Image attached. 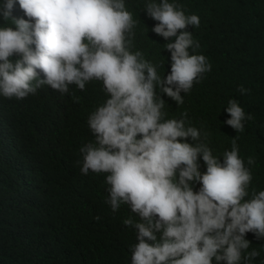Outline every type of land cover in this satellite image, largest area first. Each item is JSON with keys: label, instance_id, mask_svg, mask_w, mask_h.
<instances>
[{"label": "clouds", "instance_id": "clouds-1", "mask_svg": "<svg viewBox=\"0 0 264 264\" xmlns=\"http://www.w3.org/2000/svg\"><path fill=\"white\" fill-rule=\"evenodd\" d=\"M15 3H0V17L13 25L0 27V96L22 100L44 85L64 94L70 85L83 91L87 82H102L108 98L88 117L95 139L80 149L81 173L107 174L111 210L127 205L139 217L123 220L138 241L130 248L131 264H212L213 258L217 264H251L259 252L245 254L250 247L245 234L264 238V190L253 189L245 199L252 174L236 138L221 163L201 131L186 127L187 111L180 119H163L164 100L156 91L179 106L181 92L211 71L204 55L189 53L200 44L184 29L199 27V17L186 16L182 5L169 0L145 5L159 22L152 31L176 37L166 44L171 68L161 79L140 51H129L135 21L124 0H18L28 19L13 15ZM178 30L184 31L177 35ZM237 91L250 90L241 85ZM226 111L225 123L237 132L254 119L236 99H229ZM189 137L194 144L186 142ZM254 163L247 158L248 165Z\"/></svg>", "mask_w": 264, "mask_h": 264}, {"label": "trees", "instance_id": "trees-1", "mask_svg": "<svg viewBox=\"0 0 264 264\" xmlns=\"http://www.w3.org/2000/svg\"><path fill=\"white\" fill-rule=\"evenodd\" d=\"M124 2L135 21L129 51H140L165 78L171 68L166 44L176 37L165 39L152 31L159 22L145 10L147 3L161 0ZM169 2L182 5L186 16L199 17V27L184 29L200 44L189 53L204 55L212 68L188 93L181 92L184 103L179 106L156 89L164 100L163 119H180L187 111L186 127L201 131V139L221 163L235 137L238 154L252 174L245 197L250 199L253 189L264 190V0ZM13 15L28 19L18 0ZM9 26L11 20L0 17V27ZM241 85L250 91L241 95ZM102 89V82L93 80L83 91L70 85L68 93L61 94L44 85L22 100L0 96V264H131L130 248L138 241L123 220L139 217L127 205L111 210L106 203L107 174L81 173L80 149L95 139L88 117L108 98ZM229 99L254 116L244 121L243 132L225 123ZM186 142L195 143L190 137ZM250 156L253 165L247 164ZM198 163L204 173L202 157ZM192 186L198 191L201 185ZM245 239L250 241L245 254L259 252L251 264H264V238L248 232ZM212 264H217L215 258Z\"/></svg>", "mask_w": 264, "mask_h": 264}]
</instances>
